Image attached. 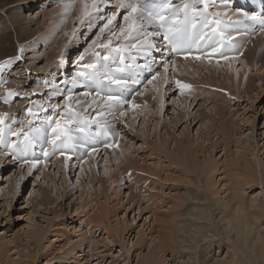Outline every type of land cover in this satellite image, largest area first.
Wrapping results in <instances>:
<instances>
[{
    "label": "rangeland",
    "instance_id": "obj_1",
    "mask_svg": "<svg viewBox=\"0 0 264 264\" xmlns=\"http://www.w3.org/2000/svg\"><path fill=\"white\" fill-rule=\"evenodd\" d=\"M76 1L82 2V0H0V34L10 35L11 38H16V34H19L20 36L17 38H26V44L22 42L21 45H24L25 48L23 65L28 66L24 74H19L16 71L18 65L21 64L20 60L17 59L12 63L10 55L0 57V101H2L0 114H3L0 117H5V114L7 115V112H10L15 106L17 108L23 106L22 108L27 109L31 104L30 102L36 98L43 99L48 96L50 99L51 96L47 94L48 90L45 89L46 85L38 78L40 73L37 72L38 68L43 66L49 58H51L50 60L60 58L57 63L65 62L63 65L69 69L68 66L76 61L75 58L79 54H86L85 51H90L93 46L96 48L100 45V49L113 47L115 51H118V47L126 49L119 52L133 55L138 60H140V53L147 52L148 43H144L143 31L133 32V36L138 35V39L132 40L136 47H132L129 42L131 37L129 40H125L123 35H120L119 28L127 29L129 24V21L124 19L127 10L118 7L120 0H96L100 10L99 12L92 11L90 16L75 15L73 10L69 9L78 3ZM107 1L111 3V6H109L110 3H105ZM227 2L229 0H222L218 3ZM234 4L229 7L230 10L234 8ZM234 12L231 11V13ZM113 15L116 18L112 20L111 24H108V20ZM262 16L264 14L260 17ZM238 19L240 20L236 22L246 21L245 19ZM106 24L108 27H105ZM242 26L243 32L247 33V38L236 56L233 55L235 59L240 58L243 53L249 52L255 45H258L260 37L264 39V28L260 25L253 29L247 28L243 23ZM21 29L25 30V33H21ZM109 29L116 32L119 38L112 36ZM64 34L66 38H64ZM68 36L72 37V41H66ZM69 37L68 39H70ZM108 38H112V44L105 43ZM162 41L159 39V44ZM227 42L230 43L229 40ZM92 43L94 45H91ZM158 47L161 46L157 45ZM18 49L20 51V48ZM165 49L167 50V48L162 47V52ZM258 50L257 48L256 51ZM157 52H160L159 59L161 60L159 61L155 57ZM162 52L155 49L150 53H144L152 57L150 59L153 60V64L147 71L142 70V75L136 73L137 79L140 78L136 81H132L133 79L127 71L120 69L113 53L105 61L113 72L119 74V77H123L129 83L132 82L127 83L129 91L120 89L124 92L122 99L127 101L126 103L109 107V104L105 102L106 93L97 89L85 90L89 94L100 96L95 100L96 102L93 101L92 103L89 97L85 98L84 101L87 100L86 102H88L86 106H89H85V109L91 108L92 116H102L103 119L114 121L115 132H117L116 138H113L115 142L112 146L99 144L93 148L96 154L99 152L97 148L100 147L99 149H101L100 156L94 160L93 157L88 156L87 150L82 149L78 153L79 160L76 163L65 164L64 161H59L57 165H54L55 155L53 152L59 151V149L54 151L53 146L50 148L51 152H47V156L45 154L42 156L43 152L48 150H46L49 146L47 129L55 122L54 116L49 122L41 120L47 126L41 129L45 142L38 148L39 157H36V153L31 155V158L36 162L35 167L26 168L25 164H30L33 161L27 160L26 157L23 158L12 148L9 149L12 138H14L13 131H16L15 128L20 125L23 116H20V120L16 121L10 128H7L11 137L10 145L7 148L0 147L3 152L8 150L5 158L2 160L0 158V264H5V260L6 263L8 261L9 264H14L12 261L19 257L24 262L26 259L33 258V250H29V253L23 252L25 251L23 246L25 243L24 233L30 230L35 231L38 240L31 244V246L38 245L37 254L34 257L35 264H145L147 261L150 262L149 260L153 264H182L184 261L187 262V256L183 259L181 257L186 254L184 252L188 251H184L176 243L178 239L175 237V230L177 223L183 221V213L192 202L188 196L203 200L206 195L207 199L219 208L218 211L221 214L218 215L223 218L230 214L229 209L235 204L233 200L238 198L239 192H242L240 188L245 189L243 201L246 202L244 204L246 209L249 208L250 202H253V206H255L259 203V198L264 201V90L262 89V87L264 88V59H256L247 63L248 68L245 70L244 76L247 74L250 79L258 80L255 84L247 76L245 77L246 80L243 76L241 83L247 86L249 90L250 88L255 90L261 87L257 89L258 91L255 90L259 94L255 93L257 94L255 98L248 101L247 94L244 96L247 90L241 93L240 98H237L232 95L235 90L229 88L231 86L221 84L220 81L216 82V85L214 83L209 85L205 81L204 76L210 74V71L220 70L218 65L220 62H224L227 56H223L225 59L220 57L209 61L207 64L196 65L195 68L193 65V70H191L186 68L187 63H183L184 61L180 64L175 61L176 56L179 57V55ZM91 54H94L93 51L89 56ZM210 62L217 63V65L209 66ZM237 62L239 60L234 61V64L232 62L227 63L226 71L222 70L219 73L225 76L231 73L230 78L234 75L233 78L237 77L238 80L240 65ZM164 65H167V75L162 77L159 74ZM182 69L184 70L182 71ZM97 70L106 73L101 66ZM236 71L238 72L235 77ZM257 71H260L261 74ZM17 75H22L21 79L14 81ZM107 75L112 76L111 74ZM154 76H160L158 77L159 81L155 82V79H152ZM73 79L67 85L63 84L62 89H59V85L56 89L50 87L60 96L59 103L64 99L72 101L74 98L72 93L76 94L78 90L84 92L82 75L76 74ZM49 80L54 83L58 81L59 84L58 79L52 77ZM150 80H152L151 85L155 87L150 86L146 88V91H142L143 85L145 87L147 81ZM177 81L180 82L177 83ZM20 82H24V84ZM107 82L109 83V80ZM21 84L22 86L19 87ZM49 84L47 82V85ZM185 84L189 87H182ZM247 84L250 86L254 84L255 86L253 88ZM111 85L117 88L115 84ZM40 86L41 89H39ZM242 86L236 92H240ZM5 90L10 91L6 92ZM209 92L211 95L208 94ZM214 92L220 94L219 96H221L220 98L223 97V100H220L219 97V100H216ZM203 93L204 97L201 95ZM113 94L119 95L120 93L116 91ZM225 99L226 101H224ZM214 100H216V106L222 104L223 101H228L227 103H229L228 105L231 104V107L229 109L223 108L220 115L214 112L209 113L212 116L209 120L207 113L211 108L210 102ZM132 103L141 104L142 107H139L140 105L134 106ZM159 105L162 109L156 110ZM35 108L41 109V107ZM25 109L23 114H25ZM30 110L29 112H31ZM183 110L185 111L181 114ZM5 111L7 112L4 113ZM32 114L34 116L32 121L39 125V118L35 113L32 112ZM202 114L203 117L206 116L204 119L201 117ZM180 115L181 117H179ZM47 118L46 116L44 119ZM134 118L135 120H133ZM144 118L147 119L144 120ZM71 119L72 126L80 128ZM251 120L254 122L253 131L250 128L252 126ZM143 121L145 122L142 123ZM156 121L158 123L154 124ZM6 123L7 117L0 121V132L4 129L2 125L5 126ZM132 124L133 126H131ZM71 132H73L72 129ZM246 135H250V137L246 138ZM103 136L106 139L111 138L110 133ZM82 140L85 144L90 145L88 139ZM72 143L75 148L71 150L72 154L67 156L65 161L72 160L73 155L77 153V146L75 142ZM106 151L107 153L102 155ZM11 154L22 161V164L12 160ZM106 157L109 159L108 162L104 161ZM116 159H119L118 164ZM42 161L47 162L48 165L44 166ZM105 165H108L109 173L105 171ZM110 177L114 178L115 183L109 180ZM246 180L250 183H246ZM47 186L48 189H46ZM51 187L55 192L50 193L52 194L49 198L50 201H52L51 196L55 199L57 194H61L63 198L59 196L60 199L58 198L55 203H49L51 205L49 207V204L43 202L45 195L42 194L45 190H47L45 192H51L52 190H49ZM38 198L39 201L36 202ZM40 199H43L41 203ZM252 210L258 211L259 209L254 208ZM259 214L262 213L258 212L256 218H252L257 223L252 228L251 225L248 226V233L245 234L248 241L259 234L264 236V212L262 215ZM255 230H259V232H255ZM168 237L170 242H168ZM166 242L170 244V247ZM213 250L217 253L216 246ZM223 254H225L224 249L220 251L219 256L222 257ZM17 264H21V262Z\"/></svg>",
    "mask_w": 264,
    "mask_h": 264
},
{
    "label": "bare ground",
    "instance_id": "obj_2",
    "mask_svg": "<svg viewBox=\"0 0 264 264\" xmlns=\"http://www.w3.org/2000/svg\"><path fill=\"white\" fill-rule=\"evenodd\" d=\"M184 0H172V4H177V3H181L183 2ZM219 1H222V0H215V4L214 6H210L209 7V12L215 14L217 12L220 13V17L224 20L225 23H231V24H234L235 26L234 27H230V28H227L224 32V36H225V39L226 40H229V42L231 43V49L228 51V52H224L225 55L224 56H227L225 59V57L221 56L219 52H213L212 49H210V56H207V55H203L201 57H197V59H190V57H187L185 59H183L182 57H184V55H182L181 57V54L180 53H176V55H179L176 56V62L178 64L182 63H187V66L186 68L188 69H191L193 70V65L194 68L196 67V65H201V64H207L209 61H213V60H216L220 57H223L224 62H220L218 66H220L218 69L220 70H214V71H210L209 73L210 74H207L205 75V81H207V83H214L216 85V82H221V84H225V85H229L231 87L229 88H232L233 91L235 90V92H231L232 95L236 96L237 98H240L242 95L241 93H244L246 90V92L244 93V96L247 94V99L248 101L253 98H255V93H258L256 91H258L257 89L261 88V87H258L257 89L253 90L252 88H249L247 86H244V84L241 83V80H242V77L244 76V72L245 70L248 68L247 67V63L248 61H255L256 59H264V45H263V37H260L261 39L258 40V45H255L252 50H249V52L247 53H243L241 55L240 58H233V55L236 56V54L240 51V48H242L243 44L245 43L246 41V38H247V33L246 32H243L242 30V23L243 25L247 26V28H250V29H253V28H256L258 27V24L257 23H253L252 21L248 20L245 18L246 15L248 16H252V15H255V10H245L241 7H239L238 3L235 2L234 4V0H229V2L227 3H218ZM78 2V1H76ZM102 2V1H101ZM116 2V1H115ZM125 3H128V2H133V3H136L138 6L141 4V3H144L145 0H124ZM69 3V1H68ZM74 3V2H73ZM104 3V2H103ZM106 4L110 3V2H105ZM104 3V4H105ZM234 4V8L232 10L229 9V7L231 5ZM67 4V3H66ZM102 4V3H101ZM42 5V4H41ZM59 5V4H58ZM63 5V4H62ZM99 5H100V2H99ZM107 6V5H106ZM105 6V7H106ZM111 6V3L110 5ZM198 8H200V5L198 6ZM39 8V7H37ZM221 8V9H219ZM264 8V7H263ZM62 9V8H61ZM69 9H72L73 10V13L75 15H82V2H78L74 7L72 8H69ZM118 9V7H117ZM225 9V10H224ZM52 10V9H51ZM103 10V9H101ZM120 10V9H119ZM231 11H235L234 13H231ZM4 13V12H3ZM46 13V12H45ZM116 13V12H115ZM114 13V14H115ZM44 14V13H43ZM47 14V13H46ZM120 14V13H119ZM264 14V12H263ZM118 15V14H117ZM45 16V15H43ZM4 17V16H3ZM6 17V15H5ZM33 17V16H32ZM62 17V16H61ZM133 18L135 19L136 18V14H134ZM238 18H241L242 19H245L246 21H243V22H236L237 20H240ZM261 19H264V16L260 17ZM44 19V18H42ZM68 20V19H67ZM13 21V20H12ZM20 21V20H19ZM228 21V22H227ZM18 22V21H17ZM89 22V21H88ZM235 22V23H234ZM22 23V22H21ZM136 23L137 24H141V21L139 19H136ZM78 24V23H77ZM127 25V23H125ZM9 25V24H8ZM30 25V24H29ZM33 25V24H32ZM76 25V23H75ZM84 25V23H83ZM71 26V25H70ZM69 26V28H70ZM5 27V26H4ZM8 27V26H7ZM13 27V26H12ZM16 27V26H15ZM14 27V28H15ZM28 27V25H27ZM142 27L143 29L146 31L147 33V38L144 39V43H156V47L155 48H152L150 50H147V52H144V53H150L152 50H155L157 49L158 51H161V48L164 47V48H167V50L165 49V51H163L162 53H168L170 52L168 50V44L163 40L161 44H159V39H163L161 37V34L158 30V25L157 24H154V23H149L147 20H144L142 22ZM29 28V27H28ZM34 28V27H33ZM53 28V27H52ZM115 28V27H114ZM75 29V28H74ZM22 30V29H21ZM85 30V28H84ZM120 30V28H119ZM16 31V30H15ZM30 31H31V28H30ZM51 31V30H50ZM67 31V30H66ZM79 31V30H78ZM117 31V30H116ZM25 33V30L21 33ZM73 32V30H72ZM31 33V32H30ZM68 33V32H67ZM75 33V32H74ZM11 34V33H10ZM50 35V34H49ZM65 35V34H64ZM63 35V36H64ZM70 35V34H69ZM78 35V34H77ZM80 35V34H79ZM94 35V34H93ZM142 35H144V32L142 33ZM17 36H20L19 34L17 35L16 34V38L12 37L10 35H2L0 34V57L4 56V55H10L11 56V62H15V60H20L21 64L18 65L17 67V73L19 74H24L25 71H27L28 69V66L26 65H23V62H24V56H25V53H24V45H21L22 42H25L26 38H17ZM73 36V35H72ZM25 37V36H24ZM69 37V36H68ZM67 37V40L66 41H69L71 40L72 41V37H69L70 39H68ZM143 37V36H142ZM230 37V39H229ZM64 38H66V35L64 36ZM74 38V37H73ZM84 38V37H83ZM15 39V40H14ZM60 39V38H59ZM63 39V37H62ZM61 40V39H60ZM87 41V40H86ZM92 41V40H91ZM90 41V42H91ZM112 38H108L107 41H105V43H109V44H112ZM30 42V41H29ZM28 42V43H29ZM60 42V41H58ZM85 42V41H84ZM83 42V43H84ZM89 42V41H88ZM87 42V44H88ZM89 42V43H90ZM35 43V42H34ZM64 43V42H63ZM68 43V42H67ZM257 43V42H256ZM26 44V42H25ZM66 44V42H65ZM86 44V43H85ZM90 45V44H89ZM88 45V46H89ZM91 45H94L93 43ZM96 45V44H95ZM157 45H160L161 47H158L157 48ZM62 46V45H61ZM86 46V45H85ZM100 46V45H99ZM98 47L94 48H91L90 51H85L86 54H79L78 57L75 58V62L68 66V68H66L65 65V62L61 63V64H58L57 61L60 59L56 58L55 60H50L51 58H49L45 64L43 66H41L40 68H38V73H40L38 76V78L44 83V85H46L45 89L48 90L47 94L50 97V99H48L49 97L48 96H45V98L43 99H40V98H36L35 100L31 101L30 105L27 107V109L25 108H17L16 106L14 108H12V110L10 112H7L5 111L4 113L7 112V115L5 114V117H7V123L6 125H2L3 128L7 129V128H10L16 121L20 120V116H23V118L21 119V122H20V125L18 127L15 128L16 131H13L14 134L16 133H20L24 130V128L28 125V123H30L33 119H34V116L32 114L35 113L38 121L40 120H46L47 122H49V120L53 119V117L55 116V122L56 121H59L60 122V125L61 127H65V125H67V127L71 128L72 131H78V128L77 127H74L72 126V122H70V118L73 119V116L76 120V122L78 124H80L81 122H89L91 125H93L91 131H92V134H87V133H84V132H74L72 133L71 132V141L72 142H75V145L77 146L76 150H77V153L75 155H73V158L72 160L70 161H65V159L67 158V156H70V154H72V152L69 150L68 147H64L62 150H59V151H56V152H53L54 153V165H57V162L59 161H64L65 164L67 163H76L77 160H79V155L78 153H80L82 151V149H85L89 152L88 156L90 157H93L92 159L94 160V158L96 157H99L100 156V151L101 149H99L100 147L97 148V150H99V152L96 154V151H94V147L98 146L99 144L102 145V146H112L114 144L115 141H113V138H116L117 136V132L116 131V128H114V124L115 122L114 121H111V120H106V119H103L102 116L100 117H96L97 115L95 116H92L93 113L91 112V108L90 109H85L86 107H89V106H86V103L88 104V102L84 101L85 98L89 97L91 99V103L93 101H95L96 99L100 98L95 96L94 94H89L88 92H85V90H90V89H95V86L92 84L91 82V79H90V74H93V70L90 69V68H87L85 67V65L87 64H94L97 66V68L100 69V66H101V58L103 57H108L110 56L111 53L114 54V56L116 57V61H117V64L120 66V69H124L127 71V69H129V73L130 74H133L135 76V73H138V75H142L143 74V71H147L149 67H152V64H153V60L150 59L151 56L149 55H146L144 53H140V60H138L137 58H135L133 55H130V54H123L119 51H115L113 50V47L112 48H104L103 47L100 49ZM105 46V45H104ZM143 46V45H142ZM58 47V46H57ZM65 47V46H64ZM69 47V46H68ZM67 47V48H68ZM92 47V46H91ZM20 48V51H18ZM60 48V47H59ZM259 49L258 51H256V49ZM62 49V48H61ZM60 50V49H59ZM84 50V49H83ZM82 50V51H83ZM87 50V48H86ZM56 51V50H55ZM63 51V50H62ZM93 51V55L90 53ZM113 51V52H112ZM150 51V52H148ZM19 52V53H18ZM84 52V53H85ZM47 53V52H46ZM60 53V51L58 52V54ZM66 53V52H64ZM83 53V52H82ZM159 53L160 52H157V54L155 55V57L157 58L156 60L159 61L161 59H159ZM87 55V56H86ZM230 56V58H228ZM120 57H123V59L121 60ZM152 58V57H151ZM27 59V58H26ZM53 59V58H52ZM65 59V58H64ZM23 60V61H22ZM32 60V59H31ZM66 60V59H65ZM64 60V61H65ZM239 60V62H237L239 65H240V72H239V79L237 80L236 76H237V72L236 71V75L235 77L236 78H233L234 75L231 76L230 78V74L231 73H228V76H225V75H222L220 74L219 72L224 70L226 71V65L227 63L229 62H232V64H234V61H237ZM17 62V61H16ZM264 62V61H263ZM105 63V61H104ZM107 63V62H106ZM171 63V62H170ZM64 64V65H63ZM212 64H216L217 63H213V62H210L209 63V66L212 65ZM38 65V64H37ZM40 65V64H39ZM184 65V64H183ZM21 67V68H20ZM180 67V66H178ZM18 68H20L18 70ZM213 68V67H212ZM258 68V67H257ZM67 69V70H66ZM251 69V68H249ZM260 69V67H259ZM263 69V68H262ZM31 70V69H30ZM105 70H107V67H105ZM143 70V71H142ZM162 72L159 74L161 75L162 77H165L167 75L166 71H167V67L163 66V68L161 69ZM184 69H182L183 71ZM242 70V71H241ZM250 71V70H249ZM36 72V73H37ZM208 72V71H207ZM258 72V71H257ZM260 72V71H259ZM258 72V73H259ZM82 75V83H84L83 87V91H76L77 93L73 94L72 93V96L74 97L72 101H69L70 99H64L62 102L59 103V97L58 94H56L54 91H52V88H55L57 87V85H59V89H62L64 87L63 84H68V82H70L71 80H74L73 79V76L74 75ZM261 74V72H260ZM263 74V73H262ZM8 75V74H7ZM157 75V74H156ZM203 75V74H202ZM201 75V76H202ZM264 75V74H263ZM22 76V75H21ZM21 76L17 75L15 78H14V81H17L18 79L20 80L21 79ZM247 76V74L243 77L245 79V77ZM261 77V75H259ZM58 79L59 80V84H58V81L56 83H54L53 81L50 82L49 79ZM155 77V76H154ZM158 77L160 76H156L154 79H155V82L159 81L158 80ZM248 79L252 82H255L256 84V80L258 79H250L249 76H247ZM254 78V77H253ZM262 78V77H261ZM137 78H135L136 80ZM140 79V78H138ZM153 79V77H152ZM224 79H226V81H224ZM247 79V78H246ZM245 79V80H246ZM134 79L132 81H135ZM165 80V79H163ZM244 80V81H245ZM248 80V83H250ZM260 80V79H259ZM264 80V79H263ZM26 81V80H25ZM102 81H108V78H104ZM166 81V80H165ZM176 81V79H175ZM174 81V82H175ZM198 81V80H197ZM243 81V82H244ZM12 82V81H11ZM47 82H49L50 84L47 85ZM178 82V81H177ZM180 82V81H179ZM196 82V80H195ZM247 82V81H246ZM262 82V81H260ZM7 83V82H6ZM22 84H24V82H20ZM54 83V84H53ZM106 83V82H105ZM128 84L132 83V82H127ZM152 83V80L150 81H147L146 83V86L144 87L143 85V88L141 89L142 91H146V88L147 87H155L153 85H151ZM245 83V82H244ZM19 85V87L22 86ZM161 84V83H159ZM173 84V83H172ZM258 84V82H257ZM148 85V86H147ZM155 85V83H154ZM186 85V84H185ZM213 85V84H212ZM242 86V90L240 89V92L236 90L239 89V87ZM248 85V84H247ZM260 85V84H259ZM261 85H263L261 83ZM162 86V85H161ZM176 86V85H175ZM250 86V85H248ZM255 86L254 84H252V86L250 87H253ZM16 87V86H15ZM37 87V85H36ZM50 87H52L50 89ZM86 87V88H85ZM158 87V86H157ZM167 87V86H166ZM171 87V86H170ZM218 87V86H217ZM226 87V86H225ZM244 87V88H243ZM257 87V85H256ZM1 88V87H0ZM34 88V87H33ZM160 88V87H159ZM219 88V87H218ZM228 88V87H227ZM254 88V87H253ZM38 89V88H37ZM41 89V86L40 88ZM43 89V88H42ZM169 89V88H168ZM221 89L222 86H221ZM230 89V90H232ZM262 89L264 90V88L262 87ZM1 90V89H0ZM4 90V89H3ZM28 90V89H27ZM128 90V89H127ZM171 90V89H170ZM169 90V91H170ZM195 90V88H194ZM200 90V89H199ZM202 90V89H201ZM229 90V89H228ZM262 90V91H263ZM6 91V90H5ZM10 91V90H9ZM9 91H6V92H9ZM129 91V90H128ZM140 91V90H139ZM140 91V92H142ZM159 91V90H158ZM254 91V92H253ZM1 92V91H0ZM5 92V93H6ZM37 92V91H36ZM166 92V91H165ZM204 92V91H203ZM253 92V93H252ZM38 93V92H37ZM68 93V92H66ZM197 93H198V90H197ZM202 93V92H200ZM213 93V92H212ZM230 93V94H231ZM137 94V93H136ZM160 94V93H159ZM177 94V93H176ZM208 94L211 95V93L209 92ZM259 94V93H258ZM188 95V94H187ZM190 95V94H189ZM198 95V94H196ZM203 95L202 97H204V93L201 94ZM200 95V96H201ZM206 95V94H205ZM220 94H217L214 92V98H216V100L221 97L219 96ZM222 95V94H221ZM224 95V94H223ZM229 95V93H228ZM67 96V95H66ZM173 96V95H172ZM191 96V95H190ZM231 96V95H229ZM136 97V96H135ZM209 97V96H208ZM219 97V98H218ZM161 98V97H160ZM181 98V97H180ZM183 98V97H182ZM186 98V97H185ZM194 98V97H193ZM223 98V97H222ZM222 98H220V100H223ZM52 99V100H51ZM145 99V98H144ZM177 99V98H176ZM206 99V98H205ZM135 100V99H133ZM192 100V99H191ZM216 100H214L213 102H210L211 105L208 110V113H218L220 115L221 113V110L224 108L226 109H229L231 107V104L228 105L229 103L227 102H224L226 101V99L221 102L222 104H218V106H216ZM101 101V100H100ZM103 101V100H102ZM137 101V100H135ZM133 101V102H135ZM182 101V100H181ZM208 101V99H207ZM240 101V100H239ZM247 101V103H248ZM2 101H0L1 103ZM34 102V103H33ZM64 102V103H63ZM96 102V101H95ZM98 102V100H97ZM143 102V101H142ZM151 102V101H150ZM179 102V101H178ZM177 102V103H178ZM219 102V103H220ZM236 102V101H235ZM20 103V101H19ZM25 103V102H24ZM136 103H139V102H136ZM152 103V102H151ZM191 103H194V102H191ZM199 103V102H198ZM218 103V102H217ZM233 103V102H232ZM251 103V102H250ZM17 104V103H16ZM53 104V105H51ZM90 104V103H89ZM134 104V103H132ZM146 104V103H145ZM149 104V103H147ZM184 104V103H183ZM186 104V103H185ZM208 104V103H207ZM238 104V103H237ZM13 105V104H12ZM19 105V104H18ZM21 105V104H20ZM91 105V104H90ZM100 105V103H99ZM136 105H140L139 107H142L141 104H136ZM134 104V106H136ZM144 105V104H143ZM181 105V104H180ZM206 105V104H205ZM209 105V104H208ZM4 106V105H3ZM41 107V109H36L35 107L39 108ZM63 106H65L64 108H62ZM86 106V107H85ZM203 103H202V107H203ZM253 106V105H252ZM251 106V107H252ZM9 107V106H8ZM97 107V106H96ZM138 107V106H137ZM145 107V106H144ZM148 107V105H147ZM158 107V109H157ZM156 107V110H161V105L157 106ZM201 107V108H202ZM5 108V107H4ZM70 108V109H69ZM72 108V110H71ZM135 108V107H134ZM181 108V107H180ZM183 108V107H182ZM181 108V109H182ZM185 108V106H184ZM183 108V109H184ZM2 109V108H0ZM24 109L26 110L25 111V114H23L24 112ZM31 109V110H30ZM94 109V108H93ZM141 109V108H140ZM152 109V108H151ZM150 109V110H151ZM165 109V108H164ZM163 109V110H164ZM199 109H200V106H199ZM205 109V108H204ZM202 109V110H204ZM236 109V108H235ZM29 110L31 112H29ZM144 110V109H143ZM146 110V108H145ZM149 110V112H150ZM162 110V111H163ZM206 110V111H207ZM234 110V109H233ZM132 111V109H131ZM130 111V112H131ZM148 111V110H147ZM153 111V110H152ZM185 110L181 111V114L182 112H184ZM224 111V110H223ZM3 113V112H2ZM128 113V112H127ZM155 113V112H154ZM158 113H161V112H158ZM105 114V113H104ZM150 114V113H149ZM177 114V113H176ZM211 114L207 115L209 120L210 118L212 117ZM236 114V113H235ZM1 116L3 114H0ZM102 115V114H101ZM146 115V114H145ZM151 115V114H150ZM184 115V113H183ZM182 115V117H184ZM46 116L48 117L47 119H44L46 118ZM106 116V115H105ZM132 116V115H131ZM148 116V115H147ZM155 116V115H154ZM157 116V115H156ZM155 116V117H156ZM159 116V115H158ZM173 116V115H172ZM5 117H0V121L3 120ZM125 117V116H124ZM127 117V116H126ZM151 117V116H150ZM149 117V118H150ZM174 117V116H173ZM181 117V115L179 116ZM203 117V114L202 116ZM204 117H206L204 115ZM203 117V119H204ZM36 118V119H37ZM93 118V120H91ZM175 118V117H174ZM178 118V117H177ZM71 119V120H72ZM147 119V118H144V120ZM157 119V118H156ZM69 120V121H68ZM135 120V118L133 119ZM150 120V119H149ZM158 120V119H157ZM173 120V119H172ZM206 120V118H205ZM204 120V122H206ZM38 122V123H42L43 124V121L41 122ZM202 122V120H200ZM208 121V120H207ZM248 121H249V118H248ZM55 122L53 123V125L51 127H49L47 129L48 131V134H49V146L46 148L47 151L45 152H51L50 151V148L52 147V143H51V140L53 138V133H52V128H54L56 125H55ZM102 122V123H101ZM145 121H143L142 123H144ZM149 122V121H148ZM175 122V121H174ZM203 122V124H205ZM251 130L253 131V127H254V122L251 120ZM101 123V124H99ZM132 123H135V122H132ZM158 122L156 121V123L154 124H157ZM32 127H35L37 126V123L36 122H33L32 121ZM202 124V125H203ZM103 125L105 128H107L108 132L111 134V138L109 139H106L104 138V136L102 135V133L100 134V127ZM122 125V124H121ZM143 125V124H142ZM148 125V124H147ZM46 126V125H45ZM72 126V127H71ZM133 126V124L131 125ZM155 126V125H154ZM47 127V126H46ZM120 128V127H119ZM133 129V127H131ZM130 128V129H131ZM110 129V130H109ZM123 130V129H122ZM129 131V130H128ZM127 132V131H126ZM132 132V131H131ZM79 133H83L85 136V138H87L90 142V145L88 144H85L81 137L79 136ZM123 134V133H122ZM100 135V136H99ZM131 135V134H130ZM126 136V135H125ZM246 138H249L250 135H246L245 136ZM62 139V137H61ZM13 142V140H12ZM57 143H59V140L57 141ZM125 145V144H124ZM131 145V144H130ZM92 146V147H90ZM12 147H10L9 149H11ZM75 148V146L73 147ZM117 150V149H116ZM254 150V148H253ZM8 150L6 151H1L0 149V158L2 160V158H5V154H8L7 153ZM35 152H36V157H39L40 156V152L38 150V148L35 149ZM42 154V156H44V153ZM106 152H103L102 155H104ZM111 153V152H110ZM96 154V155H95ZM116 154V153H115ZM12 155V160H15V161H19L13 154ZM39 155V156H38ZM23 158L26 157L28 158L27 160L29 161H35L34 159L31 158V155L27 156L26 154L23 153ZM123 157H126V156H123ZM81 159V157H80ZM91 159V161H92ZM122 159V158H121ZM7 160V159H6ZM119 160V159H118ZM118 160L116 159V163L118 164ZM105 162H108L109 159L106 157L104 159ZM2 162V161H1ZM33 162L30 163V164H25V166H27L26 168H34L33 167ZM51 162V163H53ZM6 163V162H5ZM41 163H43L44 166H47V162L45 161H42ZM50 163V166H52V164ZM19 164H22V161H19ZM47 164V165H46ZM61 165V164H60ZM90 165V164H89ZM63 166V165H62ZM76 166V165H75ZM83 166V165H82ZM87 166V165H85ZM132 166V165H131ZM20 167V166H19ZM42 167V166H41ZM66 167V166H65ZM78 167V166H77ZM98 167V166H97ZM103 167V166H102ZM85 168V167H84ZM88 168V166H87ZM86 169V168H85ZM84 169V170H85ZM91 171H92V165H91ZM89 169V170H90ZM80 170V169H79ZM87 170V169H86ZM130 170V169H129ZM32 171V170H31ZM74 171V170H73ZM82 171V170H81ZM105 171L107 173L110 172V169L108 167V165L106 166L105 165ZM18 172V171H17ZM30 172V171H29ZM132 172V171H131ZM11 173V172H10ZM86 173V171H85ZM89 173V172H88ZM94 173V172H93ZM129 173V171H128ZM82 174V173H81ZM134 174V173H133ZM132 174V175H133ZM83 175V174H82ZM86 175V174H85ZM91 175V174H89ZM88 175V176H89ZM135 175V174H134ZM78 176V175H77ZM79 177V176H78ZM83 177V176H81ZM133 178V176H131ZM136 177V176H135ZM134 177V178H135ZM131 178V179H132ZM63 179V178H62ZM139 179V178H138ZM93 180V179H92ZM111 181L114 182V178L113 177H110ZM122 180V179H121ZM135 181V180H134ZM55 182V181H54ZM92 182V181H91ZM99 182V181H97ZM120 182V181H119ZM256 182V181H255ZM115 183V182H114ZM137 183V182H136ZM246 183H250L248 180H246ZM53 184V183H52ZM55 184V183H54ZM100 184V183H99ZM98 184V185H99ZM152 184V183H151ZM101 185V184H100ZM49 186V185H48ZM48 186L46 187V189H48ZM51 186V185H50ZM59 186V185H58ZM53 187V185H52ZM51 187V189H49L50 191L53 189ZM57 189V188H56ZM59 189V188H58ZM61 189V188H60ZM138 189V188H137ZM98 190V189H97ZM101 190V188H100ZM99 190V191H100ZM135 191V189H133ZM132 190V191H133ZM240 190L242 192H239L238 193V198L233 200V204L231 206V208L229 209V212L230 214L228 215H225V217H221L220 215L218 214H221L220 211H218L219 208H217L215 206V204L211 203V201L209 199H207L206 195H205V198L203 200H200L196 197H190L188 196V198L192 201L187 209L184 211L183 213V221H179L177 223V226H176V236L177 237V244L181 247V249H183L184 251H188V252H184L186 253L185 255H183L181 258H185L187 256V262L184 261V263L182 264H233V262H235V264H241L242 262H244L243 264H264V236H261V234H259L257 237L255 238H252L250 239L249 241L247 240V237H245V234L248 233V226L251 225V228L254 226L255 223H257L254 219L252 218H256V213L260 212L263 214L264 212V201H262L261 199L262 198H259V203L255 206H253V202H250L249 204V208L246 209L245 208V203L243 201V195H245V189L244 188H240ZM47 191V190H45ZM44 191V194H42L43 196L45 195V198H44V201L43 199H40V203L43 201L44 203H55V201L57 202L59 196H61V194H57L56 198L53 199V197L51 196L52 198V201H50L51 199L50 198V193H54L55 191H51L49 192H45ZM138 191V190H137ZM57 192V191H56ZM42 193V192H41ZM47 193V194H45ZM61 193H62V190H61ZM131 193V192H129ZM138 193V192H137ZM56 194V193H55ZM7 195V193H6ZM41 195V194H40ZM41 195V197H42ZM262 195V194H261ZM49 196V197H48ZM54 196V195H53ZM64 196V195H63ZM55 197V196H54ZM62 197V196H61ZM63 198V197H62ZM61 198V199H62ZM131 198V197H130ZM60 199V198H59ZM54 200V201H53ZM39 201V198L38 200H36V202ZM81 201V199H80ZM7 203V200L5 201ZM62 203V202H61ZM60 204V203H58ZM63 204V203H62ZM43 205V204H41ZM51 205L49 204V207ZM80 206V205H79ZM46 207V206H45ZM48 208V207H47ZM55 208V207H54ZM57 208V207H56ZM62 208V207H61ZM60 208V209H61ZM254 208H258L259 210L258 211H255V210H252ZM44 209V208H43ZM46 209V208H45ZM49 209V208H48ZM53 209V208H52ZM51 209V210H52ZM78 209V208H77ZM50 210V209H49ZM55 211V210H54ZM56 212V211H55ZM54 213V212H53ZM50 214V213H48ZM262 214H259V215H262ZM103 217V216H102ZM103 220V219H102ZM98 221V220H97ZM100 222V221H98ZM255 232H259V230H255ZM24 238H25V243H24V249L25 251H23L24 253L26 252H30L29 250H33V258L29 259V260H24L22 261L21 259L17 258V260H13L12 262L14 264H17L19 262H21V264H35V255L37 254V250L36 248L38 247L37 244L31 246V244L33 242H37V235L35 234V231L34 230H30V231H25L24 233ZM168 242L169 241V237H168ZM166 244L168 245V247H170V244H168L166 242ZM216 246L217 248V253H215V251L213 250V248ZM225 250V254H223L222 257L219 256V253L220 251L222 250ZM36 250V251H35ZM214 251V252H213ZM19 253V252H18ZM3 261V260H2ZM150 262H146L145 264H153V262H151V260H149ZM5 264H9V262L7 261L6 263V260L4 261ZM2 262V263H4ZM1 263V261H0Z\"/></svg>",
    "mask_w": 264,
    "mask_h": 264
},
{
    "label": "snow or ice",
    "instance_id": "obj_3",
    "mask_svg": "<svg viewBox=\"0 0 264 264\" xmlns=\"http://www.w3.org/2000/svg\"><path fill=\"white\" fill-rule=\"evenodd\" d=\"M215 0H185V2L179 5H173L171 0H146L139 6L136 3L120 0L118 7L125 8L127 15L124 17L125 20L129 21L127 29L121 28L120 35H123L125 40L132 39L129 42L132 47H136L132 40L138 39L137 36H133L134 31H143L144 39L147 38V33L142 27V22L147 20L149 23L158 24V30H163V38L168 43V50L172 53H189L193 48L197 50L211 48L213 52H219L221 56L225 53L220 51V45L223 44L225 39L224 32L227 28L234 27V24L225 23L220 17V13L215 14L209 12V7L214 6ZM197 5H203V8H198ZM99 7L96 0H82V15L90 16L92 11L99 12ZM136 14V18L133 16ZM116 17L113 15L109 20L108 24H111L112 20ZM246 19L253 23H258L264 28V19L258 16H245ZM136 19L141 21V24L136 23ZM108 24L105 27H108ZM103 31V29H101ZM112 36L117 39L119 36L116 32L109 29ZM211 35H208V33ZM230 39V37H229ZM110 43V42H109ZM155 47L154 43H148L146 50H150ZM118 51H125L126 49L117 48ZM108 57L101 58V67H108L104 61H107ZM122 60L123 57H120ZM167 67V65H164ZM87 68L93 70V77L99 76L101 80L105 77L108 78L109 84H115L117 89H127V80L123 77H116L115 75L108 76L107 73H101L97 70L96 65L87 64ZM151 70V69H150ZM155 77H153L154 79ZM179 83V82H177ZM182 87H189L188 85H182ZM114 90L108 88L105 95V102L109 104V107L126 103L127 101L122 99L124 92L121 91L119 95L113 94ZM55 127L52 128L53 138L51 140L53 150H62L67 147L71 137V129L65 125L61 127L60 122H55ZM78 131L84 132V127L78 128ZM64 137L61 139V137ZM59 140V143L57 141ZM48 155L47 152L44 153ZM27 162V161H26ZM33 162V167H35Z\"/></svg>",
    "mask_w": 264,
    "mask_h": 264
}]
</instances>
